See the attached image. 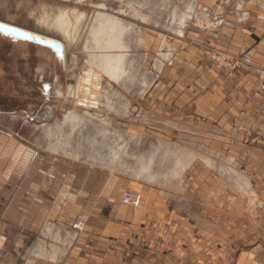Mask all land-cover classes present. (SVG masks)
Masks as SVG:
<instances>
[{
    "label": "rangeland",
    "instance_id": "374dc122",
    "mask_svg": "<svg viewBox=\"0 0 264 264\" xmlns=\"http://www.w3.org/2000/svg\"><path fill=\"white\" fill-rule=\"evenodd\" d=\"M59 11L85 15L77 42L66 48L65 65L50 48L0 33V192L8 195L0 200L9 204L13 193H27L32 185L57 196L64 176L74 171L77 184L93 191L84 203L94 212L105 205L112 190H119L121 204L129 190L142 198L137 210L146 211L149 196L162 205L164 217L180 224V240L187 238L188 223L202 228L206 223V232H201L207 241L199 249V261L180 255L175 264H264V181L259 177L264 174V139L221 133L206 120L201 127L198 120L190 125L188 119L175 116L167 97L173 91V70L186 73L178 57L194 47L200 54L204 51L193 34L242 25L249 18L264 27V0H217L211 5L207 0H0L1 23L44 38L62 40L47 26ZM97 13L119 17L129 26L130 81L123 86L124 81H110L94 68L102 80L84 82L78 94L76 86L92 68L88 56L98 54L90 48ZM69 15L73 21L74 14ZM204 56L227 78L251 65L249 51L234 56L205 49ZM108 100L125 116L110 111ZM73 111L84 119L65 123L64 116ZM102 119L108 127L98 122ZM56 121L60 128L44 134L42 127ZM157 140L176 143L196 157L178 176L151 183L137 172ZM205 159L221 164L227 173L222 175ZM93 216L76 215L63 224L46 220L36 230L0 225L4 242L0 264L9 257L17 264H65ZM78 222L83 223L82 231L74 228ZM187 248L182 246L181 251ZM39 250L57 256L39 259L35 257ZM134 250L126 262L129 258L120 246L113 264H158L144 243Z\"/></svg>",
    "mask_w": 264,
    "mask_h": 264
},
{
    "label": "crops",
    "instance_id": "0c3cea01",
    "mask_svg": "<svg viewBox=\"0 0 264 264\" xmlns=\"http://www.w3.org/2000/svg\"><path fill=\"white\" fill-rule=\"evenodd\" d=\"M216 1L207 0L209 5ZM193 37L204 46V51L216 49L234 56L249 51L251 65L240 67L227 78L208 63L204 51L200 54L197 47L191 48L187 56L180 55L177 62L184 64L186 73L173 70V91L167 96L176 109L175 116L188 119L190 125L195 126L198 120L197 125L201 127L206 120L221 133L251 134L264 139V27L259 20L249 18L242 25L195 33ZM191 52L197 57L192 58ZM169 125L180 128L175 124ZM72 172L64 176V184L57 196L53 197L45 190L38 191L32 185L27 193L20 190L13 193L9 204L0 200V225H7L16 231L20 230L19 225L25 230H36L46 220L57 219L63 224L65 219L71 220L76 215L95 214L65 264H113L120 246L124 247L122 255L129 258L126 260L129 262L137 244L141 243L150 250L158 264H175L180 255H186L193 263L199 261L202 254L199 249L207 241L201 232H206L205 218L204 228L190 223L185 225L187 234L184 237L187 238L180 240L177 236L182 230L180 224L169 216L164 217L166 210L153 197H148L147 209L141 211L122 205L118 201L117 189L112 190V198H107L105 205L94 212L93 208H85L84 203L91 188L78 185V173ZM259 177L264 181V174ZM4 195L0 192V198H7L8 195ZM3 246L0 235V251ZM182 246L188 247L187 252L181 251ZM203 250L205 253L206 247ZM242 258L243 255L240 260ZM153 261L154 258L151 259ZM3 262L17 264L13 257L4 258Z\"/></svg>",
    "mask_w": 264,
    "mask_h": 264
},
{
    "label": "bare ground",
    "instance_id": "6f19581e",
    "mask_svg": "<svg viewBox=\"0 0 264 264\" xmlns=\"http://www.w3.org/2000/svg\"><path fill=\"white\" fill-rule=\"evenodd\" d=\"M259 5L263 6V4ZM77 12H73V21L71 19L72 16L69 15L70 13L71 15H73L71 11L70 13L66 11H59L58 15L54 18L53 22L50 23L48 20L50 24H47V26H49L52 30L58 33L62 40H57L49 37L44 38L45 36L42 37L43 35L39 36L25 30L23 31L28 34L34 35L39 39L58 43L62 48V54L61 56H58L56 54V57L58 60L61 61V63H64L65 65L66 50L68 49L67 47H71L72 44H75L77 42L76 36L81 28V24L84 22L83 19L85 18L84 14ZM44 23L46 24L45 21ZM128 31L129 26L124 24V22L119 17H108L102 13H97L90 29V48L92 50L97 51L98 54L88 56L87 60L92 65V68L88 69L86 75L82 79L83 82L78 84V87L76 86L77 92L83 91L84 82L91 83L94 81L102 80V77L99 76V74L94 70V68L98 69L99 72H101L102 75L106 76L108 80L114 81L116 83H120L121 80L124 81L123 86L128 85L130 81L127 55L129 47L126 40V34L128 33ZM61 94L62 92L60 90H56L57 96H61ZM127 105L128 104L126 103V107ZM107 108L113 113L118 114L120 116L124 114L123 110L117 109L112 105V101L109 103L108 100ZM123 116H125V114ZM83 119V116L78 114V112L76 111L69 112L64 116V122L69 124L82 121ZM98 122L103 126L108 127L109 125V123L105 121V119L99 120ZM52 128L59 129L60 124H58L56 121L50 126L44 125L42 127L43 133L51 134ZM105 131L107 132V129L104 128L103 132ZM192 152L193 151H191V153L188 150L186 151L183 147L177 145L176 143L172 144L163 140H157V143L152 149V151H150L149 153L147 152V154L142 157L143 160L141 161L140 170L137 172V175L138 177L144 178L151 183L156 182L158 180H163L167 178V176L176 177L181 174V170L183 171L189 165V163L195 159L196 154L194 156ZM205 161L207 162V165L211 166V168L217 169L218 172H220L222 175L227 173L225 168H223L221 164H218L217 162L211 159H205ZM242 184H244L245 186L247 185L245 181H243ZM45 255L46 254H44V252L39 250V252L36 253L35 257L39 259H54L57 256H54V254H49L48 256Z\"/></svg>",
    "mask_w": 264,
    "mask_h": 264
},
{
    "label": "water",
    "instance_id": "95a60500",
    "mask_svg": "<svg viewBox=\"0 0 264 264\" xmlns=\"http://www.w3.org/2000/svg\"><path fill=\"white\" fill-rule=\"evenodd\" d=\"M0 33L4 36L11 37L13 39L28 41L30 43L37 44V45H40L42 47L50 48L58 56H61V54H62V48L58 43L39 39V38L35 37L34 35L28 34V33L24 32L23 30H20L18 28L0 23Z\"/></svg>",
    "mask_w": 264,
    "mask_h": 264
},
{
    "label": "built area",
    "instance_id": "2783aa9c",
    "mask_svg": "<svg viewBox=\"0 0 264 264\" xmlns=\"http://www.w3.org/2000/svg\"><path fill=\"white\" fill-rule=\"evenodd\" d=\"M122 204L125 206L137 208L142 204V198L139 193L127 190L123 193ZM82 224V222H78L74 227L75 230L82 231Z\"/></svg>",
    "mask_w": 264,
    "mask_h": 264
}]
</instances>
